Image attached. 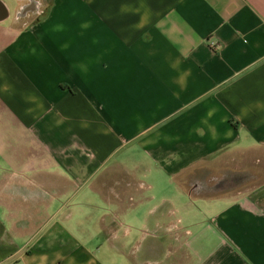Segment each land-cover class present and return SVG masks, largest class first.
<instances>
[{
	"label": "crops",
	"instance_id": "crops-1",
	"mask_svg": "<svg viewBox=\"0 0 264 264\" xmlns=\"http://www.w3.org/2000/svg\"><path fill=\"white\" fill-rule=\"evenodd\" d=\"M46 1H0V264H264V0Z\"/></svg>",
	"mask_w": 264,
	"mask_h": 264
},
{
	"label": "rangeland",
	"instance_id": "rangeland-1",
	"mask_svg": "<svg viewBox=\"0 0 264 264\" xmlns=\"http://www.w3.org/2000/svg\"><path fill=\"white\" fill-rule=\"evenodd\" d=\"M224 166V165H223ZM247 178V179H246ZM254 177H246V176H240V177H236V176H212L209 177V184L210 185H217L219 184L220 189L223 190H235V191H244L246 189V185L243 184L244 182H246V180H252ZM264 182V177H262L261 181H258L255 183V185H252V189L255 188L253 186H262V183ZM176 188L175 186L170 183V182H161L160 181V185L158 188L155 189V193L157 195L158 201H160L163 197H170L176 194ZM246 191V190H245ZM236 194V193H234ZM139 196L141 197L142 195L139 194ZM237 196V195H236ZM140 197L139 200L141 199ZM137 197H134V204L137 203ZM127 204H130L129 199L127 200ZM139 211V210H138ZM136 212L134 214L133 217H131L130 220V224L132 225L131 227L134 229L135 232L139 231V230H143L141 228H143L144 224L146 223L145 218H142L139 215V212ZM155 223V221H150L148 223V225L153 226V224Z\"/></svg>",
	"mask_w": 264,
	"mask_h": 264
},
{
	"label": "water",
	"instance_id": "water-1",
	"mask_svg": "<svg viewBox=\"0 0 264 264\" xmlns=\"http://www.w3.org/2000/svg\"><path fill=\"white\" fill-rule=\"evenodd\" d=\"M2 2V0H0ZM16 2L18 3V7L16 8L15 11V17L13 19V24L18 25V27L20 29H24L26 27H28L29 25H31L34 21H36L37 19H39L41 16H43L47 5H48V1L46 0H42V6H40L39 8H35L33 5V1L31 2V0H16ZM6 4V3H5ZM7 6V19L10 18L11 15V10L10 7L8 5ZM219 186V184H218Z\"/></svg>",
	"mask_w": 264,
	"mask_h": 264
}]
</instances>
